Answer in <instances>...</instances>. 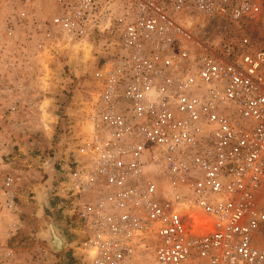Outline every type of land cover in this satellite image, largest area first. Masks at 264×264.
I'll return each instance as SVG.
<instances>
[{"label": "built area", "instance_id": "1", "mask_svg": "<svg viewBox=\"0 0 264 264\" xmlns=\"http://www.w3.org/2000/svg\"><path fill=\"white\" fill-rule=\"evenodd\" d=\"M33 8L24 0L7 39L26 29L35 53L98 40L104 54L90 134L55 188L77 264H264V48L247 34L264 0Z\"/></svg>", "mask_w": 264, "mask_h": 264}, {"label": "rangeland", "instance_id": "2", "mask_svg": "<svg viewBox=\"0 0 264 264\" xmlns=\"http://www.w3.org/2000/svg\"><path fill=\"white\" fill-rule=\"evenodd\" d=\"M23 2L0 0V264H77L81 239L59 216L55 188L81 128L86 130L81 125L95 97L103 49L96 40L35 53L26 29L7 39L6 26ZM52 2L30 0L33 13L45 16ZM247 34L264 48V26H249ZM9 194L11 208L5 206ZM46 210L68 244L64 250L53 251L44 236Z\"/></svg>", "mask_w": 264, "mask_h": 264}, {"label": "bare ground", "instance_id": "3", "mask_svg": "<svg viewBox=\"0 0 264 264\" xmlns=\"http://www.w3.org/2000/svg\"><path fill=\"white\" fill-rule=\"evenodd\" d=\"M84 54H85V57H88L89 56V50L87 49V47L84 49ZM84 125L86 126V130H84L85 134H90V127H89V124H88V121L86 123H84ZM88 126V128H87ZM87 129L89 130V132H86ZM40 196V194H38ZM44 195V194H43ZM42 197V196H41ZM43 198V197H42ZM45 198V197H44ZM39 200V199H38ZM43 207V206H42ZM47 211V214L50 215V211L46 210ZM41 216L42 215V212H41ZM44 236L45 238L48 240H53V242L56 244V246H53L54 249H56V251H59L61 248L65 247V243L63 241H60L58 239V236L55 234H53V229L50 228L48 230H46V232L44 233ZM59 240V241H58ZM59 245V247H57Z\"/></svg>", "mask_w": 264, "mask_h": 264}, {"label": "water", "instance_id": "4", "mask_svg": "<svg viewBox=\"0 0 264 264\" xmlns=\"http://www.w3.org/2000/svg\"><path fill=\"white\" fill-rule=\"evenodd\" d=\"M42 215H43L42 218H43L44 223H45V225H46V227H47V230L50 229V228H52V229H53V234L56 233V235L58 236V239H59L60 241H63V242L65 243L66 246L63 247V248H61L60 250H64L65 248H67L68 244H67L66 240L61 236V234H60V232H59V230H58V228H57V224H56V222L53 220V218H52L50 215L45 214V213H43ZM46 240H47V239H46ZM59 240H58V241H59ZM47 242L50 244L52 250L55 251V252H57L56 249L53 248V246H56V244L53 242V240H49V239H48ZM57 247H59V245H58ZM60 250H59V251H60Z\"/></svg>", "mask_w": 264, "mask_h": 264}]
</instances>
